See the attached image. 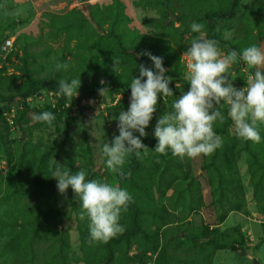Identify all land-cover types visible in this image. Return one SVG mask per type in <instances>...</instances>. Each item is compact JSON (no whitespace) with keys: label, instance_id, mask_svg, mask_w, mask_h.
I'll return each mask as SVG.
<instances>
[{"label":"rangeland","instance_id":"1","mask_svg":"<svg viewBox=\"0 0 264 264\" xmlns=\"http://www.w3.org/2000/svg\"><path fill=\"white\" fill-rule=\"evenodd\" d=\"M194 22L225 53L264 48V0H0V97L9 98L0 101V264H264V124L260 143L241 140L221 105L222 147L212 155L154 151L158 119L190 89L181 58L199 35ZM144 52L163 58L174 97L158 99L141 137L148 154L132 155L131 175L121 179L102 148L119 135L115 117L129 108L139 65L155 70ZM64 62L68 70H57ZM245 67L231 70L237 88L247 87ZM46 78L55 88L80 78L79 95L33 92ZM45 111L56 116L51 126L35 119ZM58 167L126 189L133 202L121 216L125 231L90 244L79 198L58 191Z\"/></svg>","mask_w":264,"mask_h":264},{"label":"clouds","instance_id":"2","mask_svg":"<svg viewBox=\"0 0 264 264\" xmlns=\"http://www.w3.org/2000/svg\"><path fill=\"white\" fill-rule=\"evenodd\" d=\"M205 25L194 22L191 30L197 35L182 53L186 61L184 82L190 89L175 98L172 110L161 116L155 126L154 136L158 141L155 152L172 155L180 159L210 156L222 147V140L215 131L217 122L223 124L225 117L220 110L226 105L228 117L232 120L237 138L252 143L261 142L259 125L264 124V48L255 44L238 52H223L218 42L203 36ZM153 62L154 69L139 65V76H133L130 89V105L127 111H120L117 128L119 135L111 143H104L102 152L106 157V166L121 179L129 178L131 173L125 171V165L132 155L143 160L149 148L141 137H147L146 129L157 112L158 99L163 96L174 97L170 88L173 78L167 75L162 57L144 52ZM243 62L242 71L248 72L247 87L237 88L231 79L234 65ZM120 61L114 58L115 68ZM69 64L57 65L68 70ZM114 68V69H115ZM254 70V72L250 71ZM101 85L105 81H100ZM182 88L181 84L176 85ZM80 78L70 82L59 81L57 96L72 99L79 95ZM98 94L105 98L109 89L101 87ZM95 104V101H91ZM104 109V104L95 111L96 118ZM40 122L49 126L55 121L52 112H41L35 116ZM139 133V136L136 135ZM58 191L64 195L71 188L81 202L80 219L88 220L89 243H107L125 231L120 223L122 213L127 212L133 202L132 195L119 184H110L87 179V173L80 170L73 174L69 169L57 168L53 173Z\"/></svg>","mask_w":264,"mask_h":264},{"label":"trees","instance_id":"3","mask_svg":"<svg viewBox=\"0 0 264 264\" xmlns=\"http://www.w3.org/2000/svg\"><path fill=\"white\" fill-rule=\"evenodd\" d=\"M116 87H117V85H116ZM44 88L48 89L49 91H53V92H56L58 90V88L54 87L53 82L50 79L46 78V79H43V80L39 81L38 83H36L34 85V91L33 92L41 90V89H44ZM27 95H29V94L25 93V94H23L21 96L25 97ZM2 100H9V98L0 97V101H2Z\"/></svg>","mask_w":264,"mask_h":264},{"label":"built area","instance_id":"4","mask_svg":"<svg viewBox=\"0 0 264 264\" xmlns=\"http://www.w3.org/2000/svg\"><path fill=\"white\" fill-rule=\"evenodd\" d=\"M11 48V42L5 41L2 45H1V51H7Z\"/></svg>","mask_w":264,"mask_h":264},{"label":"water","instance_id":"5","mask_svg":"<svg viewBox=\"0 0 264 264\" xmlns=\"http://www.w3.org/2000/svg\"><path fill=\"white\" fill-rule=\"evenodd\" d=\"M77 1H79L80 3H82V2H85V1H87V0H77ZM169 22H170V19L167 21V24H168ZM252 264H258V262L256 261V259H253Z\"/></svg>","mask_w":264,"mask_h":264}]
</instances>
